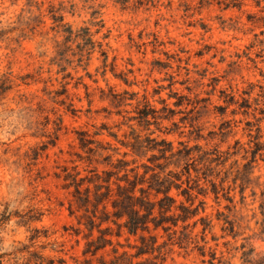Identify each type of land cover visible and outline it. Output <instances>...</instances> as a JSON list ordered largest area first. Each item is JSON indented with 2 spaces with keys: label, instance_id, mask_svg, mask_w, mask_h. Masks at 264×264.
Returning <instances> with one entry per match:
<instances>
[{
  "label": "rangeland",
  "instance_id": "rangeland-1",
  "mask_svg": "<svg viewBox=\"0 0 264 264\" xmlns=\"http://www.w3.org/2000/svg\"><path fill=\"white\" fill-rule=\"evenodd\" d=\"M136 1L124 9L112 0H0V214H12L0 230L2 247L11 251L18 242L30 244L39 229L32 250L55 264H98L86 261L92 259L84 255L87 230L78 224L81 213L70 214L73 189L57 176L68 168L91 177L94 169L115 170L108 164L123 159L135 169L129 171L132 178L171 174L190 188L200 215L189 221V231L200 217L212 220L206 263L195 248L196 242L203 245L201 222L195 244L187 248L172 245L162 230L152 232L168 244L157 259L146 258L157 264H209L214 251L216 264H244L243 244L264 254V0H237L229 7L231 0ZM54 16H63L74 32L89 28L97 43L80 62L82 41L68 42L62 73L50 65L60 49L57 42L66 37ZM64 85L68 95L58 96ZM249 92L247 113L238 105L222 109L229 96L241 102ZM146 102L158 111L151 124L136 118L137 107ZM58 119L62 129L53 145ZM83 132L93 140L88 148L80 144ZM257 138L262 152L246 169L243 194L233 178L251 152L247 160L241 150L216 166L196 151L192 160L159 151L165 141L174 151L200 145L209 153H232L237 141L249 150ZM208 180L230 192L234 203L223 194L216 200ZM181 190L171 194L189 206ZM224 218L234 226L235 239ZM121 243L119 250L131 253L140 245L136 238L131 245Z\"/></svg>",
  "mask_w": 264,
  "mask_h": 264
},
{
  "label": "trees",
  "instance_id": "trees-1",
  "mask_svg": "<svg viewBox=\"0 0 264 264\" xmlns=\"http://www.w3.org/2000/svg\"><path fill=\"white\" fill-rule=\"evenodd\" d=\"M114 3L120 5L122 8H128L130 0H112ZM237 0H231L230 3H226V6L236 5ZM142 0H137L136 4L141 5ZM63 16H54V23L58 27L62 28V32L66 33L65 42L59 43L60 49L57 51V57L52 60L50 65H57L60 69L58 73L66 71V67L62 63H67L69 60L66 58V50L68 42H78L77 46L81 53L79 54L80 62L86 55L90 56L91 51L95 48L96 42L93 41V35L89 28H81L74 32L72 27H67L63 24ZM61 31H58L60 33ZM100 47L103 45L98 44ZM85 48H88L85 50ZM106 55L105 52H103ZM71 74H68L70 76ZM242 98V101L235 99V96H229L225 100L227 109L232 105H238L243 113H247L248 109H251L250 97ZM58 96L68 95L67 86H63L62 91H56ZM119 96V95H118ZM140 105V102H139ZM181 104H176L179 106ZM158 111L152 109L151 105L146 102L143 108L137 107V119L140 123L151 124V119L157 120L156 114ZM235 114V113H234ZM54 135L55 139L51 140V143L55 145L58 133L62 129L61 119L58 122L55 121ZM227 124L225 122L223 125ZM80 138V144L82 148H88L93 140H90L86 132H83ZM261 138V136H259ZM257 138L254 142V148L247 150L239 141H237L236 152H222L215 150L214 153H209L200 145L189 147L185 145L183 149H177L174 151L173 144L163 141L166 148L159 149L160 153L171 156H179L184 159L192 160L194 158V151L199 153L200 157L205 158L209 163H215L216 166H225L228 160L232 156L238 155L239 151L244 150L246 156L244 159H248V153L251 152V160L247 161L244 165V170L240 171L237 169V174L233 178V183L237 184L241 182L240 187L242 188V194L246 179H248V173L246 171L248 166H252L257 161V156L262 152V143ZM251 143H253L251 141ZM170 145V146H169ZM169 147L171 150H169ZM47 145L42 148L46 150ZM36 159L40 156L38 151H34ZM238 163V160L235 161ZM115 170H101L94 169L91 177H81L79 172H71L68 168L64 170V175H58V178H63L65 182V188L72 191V201L70 203V214L81 213L77 217L78 224L84 226L87 230L86 238L87 248L84 251V255H90L92 259L86 260L93 262L96 259L98 264H157L153 262L147 256H154L157 259L162 254L163 246H167L168 241L172 242V245H179L181 248H187L190 245L195 244L198 235H193L194 230L198 227L199 222L202 225V242H196L195 248L200 251V255L204 258L203 262L206 263V247L208 242L206 240V232L211 227V222L207 216L200 217L199 220L192 223V230L189 231L191 224L190 220L200 215V208L194 207L193 194L188 189L183 188L178 184V178L174 179L175 176L159 175L157 173L152 174L150 179L144 178L136 173L134 178L129 174V171L133 173L135 169L129 170V162L123 159H117L116 163L108 164ZM189 163L186 164V167ZM119 169V170H118ZM211 169V168H210ZM209 169V170H210ZM232 169V168H231ZM118 170V171H116ZM120 171V172H119ZM119 173L123 172L122 176ZM223 171H219L222 173ZM233 172V171H231ZM187 173L191 176L190 168L187 169ZM226 173V172H224ZM177 177V176H176ZM210 176L204 174V179H209ZM245 177V178H244ZM151 180V181H150ZM211 183V192L214 194L215 199L219 200L220 194H223L225 199L231 204L234 203V198L230 196V192L224 193L225 189L221 185L219 188L215 182L208 180ZM226 179H222L221 183L224 184ZM145 185L146 188H145ZM173 188L181 190L180 195H183L190 205L187 206L184 201L177 200L171 192ZM140 193V195L138 194ZM245 198V197H243ZM205 205V202H201ZM206 211V208H203ZM223 214H219L221 217ZM22 219H26L24 215H19ZM12 219V214H8L6 211L0 214V230L8 224ZM221 218H218L220 220ZM31 221V218L28 220ZM225 224H230L226 218L223 219ZM182 224V225H181ZM232 228L231 235L235 239L236 232L234 226ZM162 230L167 236L168 241L159 242V235L152 232ZM35 234L30 237V244L24 242H18L13 246L11 251L3 249V239L0 237V264H55L56 260L44 256L42 252L32 250L33 241L38 239L39 229H35ZM223 231H227L224 230ZM95 232L98 234L95 235ZM131 238H136L140 245H136L133 248L136 252L131 253L127 250L120 251L119 248L124 249V245L121 243V239L126 242H130ZM214 241H217L214 239ZM129 245H131L129 243ZM186 246V247H185ZM109 248H111L109 250ZM248 248V249H247ZM239 250V249H237ZM242 251V259L244 264H264V254L259 255L255 253L253 247H248L243 244L240 248ZM158 254V255H157ZM209 264H216L215 260L218 259L217 253L214 251L210 252ZM255 255V257H254ZM87 262V263H88ZM163 264V263H162Z\"/></svg>",
  "mask_w": 264,
  "mask_h": 264
}]
</instances>
